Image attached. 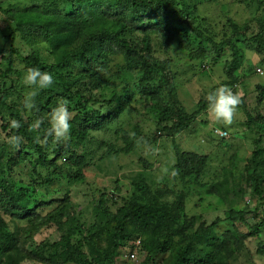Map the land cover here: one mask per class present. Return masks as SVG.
<instances>
[{
  "label": "trees",
  "instance_id": "obj_1",
  "mask_svg": "<svg viewBox=\"0 0 264 264\" xmlns=\"http://www.w3.org/2000/svg\"><path fill=\"white\" fill-rule=\"evenodd\" d=\"M39 1L42 8L0 4L4 23L0 35L11 42L9 49L0 46V128L10 139L21 138L19 147L10 141L0 144V264H22L26 260L42 264H119L121 247L137 239L142 240L147 253L141 264H149L165 253L168 256L162 264H229L250 237L257 238L264 230V217H257L259 206L228 210L221 221L231 223L233 229L221 235L212 227L218 221L212 225L202 222L188 233L191 223L185 214L184 223L178 224L185 209L183 190L179 201L170 205L151 195L147 183L134 181L138 195L118 199L102 192L87 213L74 203L70 188L84 183L87 171L105 157L96 156L102 147L109 148L107 157L115 151L131 152L136 145L134 139L143 130L141 120L136 118L130 133L123 127L124 119L137 112L135 102L153 114L161 135L171 137L187 131L201 110L208 107L204 99L192 113L183 107L170 60L157 54L158 40L169 51L180 35L197 39L200 47L193 56L206 64V42L217 51L229 46L233 60L227 67L232 78L228 84L233 87L241 60L238 42H251L264 54V0H239L255 8L254 17L243 23L228 18L221 42L216 41L214 25L199 13L200 4L193 0ZM18 37L30 53L25 54L16 45ZM42 50L48 57H43ZM32 67L53 73L55 82L40 90L33 101L35 107L28 109L26 96L31 89L24 84L23 75ZM259 88L260 104L264 88ZM20 99L21 108L15 104ZM240 99L238 107L248 114L244 97ZM65 100L72 115L71 134L56 141L47 135L50 114ZM254 113L249 114V124H264V114L257 108ZM13 120L20 123L19 128L11 126ZM37 121L42 123L33 128ZM216 128L225 130L215 127L213 132ZM119 137L125 144L116 149ZM261 141H255L257 149L247 169H238L234 158L233 166L224 168L223 180L213 184L208 193L227 201L246 196L245 181L264 204ZM176 149L175 177L185 181L204 172L206 155L180 151L178 146ZM20 171L28 174L31 183L17 178ZM54 183L67 188L62 191ZM250 217L255 223H250ZM19 223L27 227L20 229ZM51 226L57 227L60 237L36 242L35 237ZM260 249L264 252V244Z\"/></svg>",
  "mask_w": 264,
  "mask_h": 264
},
{
  "label": "rangeland",
  "instance_id": "obj_2",
  "mask_svg": "<svg viewBox=\"0 0 264 264\" xmlns=\"http://www.w3.org/2000/svg\"><path fill=\"white\" fill-rule=\"evenodd\" d=\"M200 4V14L207 17L215 27L216 41L221 42L223 38L224 24L228 18H233L239 23L246 22L254 17V9L248 7L239 0H193ZM3 7L16 6L26 8L30 5L43 7L42 1L39 0H0ZM1 14V13H0ZM3 17L0 15V26H3ZM253 25H256L255 23ZM230 28V25H229ZM247 42V43H245ZM238 42L241 51V60L235 69L236 85L233 87L228 84L232 80L227 72V67L233 60L232 50L229 46H224L221 50H215L209 42H206L207 64L201 59L195 58L193 52L200 47L199 40L182 35L177 37L174 45L165 50L162 40H158L157 54L164 59H169L171 67L176 76L177 94L182 102L183 107L192 113L197 109L200 100H206V96L220 86H228L234 94L244 97L246 103V113L244 108H237L231 124H224L215 121L209 114L208 107L201 110L191 127L176 137L161 135L157 131V121L153 114L150 113L139 103H134L137 112H133L131 118H125L123 127L130 133L134 124V119L141 120L142 134L135 138L136 145L129 153L113 152L111 156H106L109 148L102 147L97 150L96 156L101 160H96L86 173L84 183L71 186L73 201L76 205L81 206L82 211L90 212L95 199L99 198L102 192L112 193L114 198L127 199L139 194L138 188L133 182H144L150 186L151 195L156 196L161 203L174 205L179 201L180 191H184L186 198L184 200L185 209L181 212V220L178 224L184 223V214L189 219L190 229L186 232L195 231L202 222L212 225L218 221L213 229L219 234L233 229L231 223H224L221 220L226 217V212L232 208L256 209L259 206L257 217H264V204L261 198L252 193L254 188L248 187L244 181L243 186L247 187L246 196L239 195L235 199L224 200L223 198L209 194L208 190L213 184L222 181L225 175L224 168L233 166V159H237V168L241 171L247 169L251 164L253 152L257 149L258 139H261V147L264 148V124L261 122L249 124V114L255 115L254 109L257 108L264 114V101L259 104L257 95L260 94V88H264V74L257 70L261 68L264 71V54L255 50L251 42ZM16 45L21 47L25 54L31 52L28 46L24 44L20 37L16 40ZM0 46L11 47V42L4 40L0 35ZM43 57H48L45 50ZM204 64L207 65L205 68ZM209 67V68H208ZM0 79V85H1ZM231 83V82H230ZM237 90V91H236ZM22 99L15 102L20 108ZM129 117V115H127ZM133 122L129 124L130 122ZM225 127L228 136L224 137L213 132L215 127ZM110 139V138H108ZM156 140V141H155ZM10 141V136L0 128V144ZM116 149L124 146L123 139L116 138ZM259 145V146H260ZM176 146L180 151L194 152L199 155L208 157L207 165L204 172L199 176H194L182 180L180 176L175 177V164L178 153ZM235 167V166H234ZM262 186L264 187V169ZM17 178L30 182V177L25 171L17 172ZM65 175V174H64ZM61 177V176H60ZM66 177V176H65ZM59 178V177H58ZM54 187L65 191L58 183ZM249 191V194H248ZM138 192V194H135ZM156 193L162 194L157 196ZM252 193V197H251ZM254 215V214H253ZM252 215V216H253ZM250 223H255L250 217ZM20 229L27 227L25 223H19ZM243 230L247 227L243 226ZM182 233L176 236L181 237ZM60 237V232L56 226H51L37 235L36 242L45 239L55 241ZM141 240V239H140ZM264 244V230L260 232L257 238L250 237L245 247L230 261L229 264H264V252L260 248ZM118 256L119 264H141L147 253L143 249L142 240H129L124 243ZM135 252V258L130 253ZM168 253L158 255L149 264H162ZM22 264H42L33 260H26Z\"/></svg>",
  "mask_w": 264,
  "mask_h": 264
},
{
  "label": "clouds",
  "instance_id": "obj_3",
  "mask_svg": "<svg viewBox=\"0 0 264 264\" xmlns=\"http://www.w3.org/2000/svg\"><path fill=\"white\" fill-rule=\"evenodd\" d=\"M23 82L30 87L26 96V108L35 107L33 101L40 90L50 88L54 84V75L49 71H41L39 68H28L23 75ZM208 111L211 117L218 122L231 124L241 99L228 86H220L211 91L206 96ZM71 112L69 111V102L63 101L50 114V128L47 131L48 136H52L56 141L68 139L71 134L72 125ZM42 121H37L33 128H38ZM13 128H19L20 123L16 120L11 122ZM10 142L19 147L21 138L13 136Z\"/></svg>",
  "mask_w": 264,
  "mask_h": 264
},
{
  "label": "built area",
  "instance_id": "obj_4",
  "mask_svg": "<svg viewBox=\"0 0 264 264\" xmlns=\"http://www.w3.org/2000/svg\"><path fill=\"white\" fill-rule=\"evenodd\" d=\"M257 71H258L260 74H264V71H263L261 68H258ZM215 133L218 134V135H220V136H222V137H227V136H228L227 131L222 130V129H218V128H216ZM136 255H137V254H136L135 252L130 253V256H131L132 258H135Z\"/></svg>",
  "mask_w": 264,
  "mask_h": 264
}]
</instances>
